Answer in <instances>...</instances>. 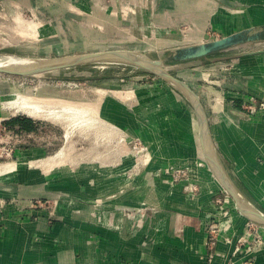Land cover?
I'll list each match as a JSON object with an SVG mask.
<instances>
[{
  "label": "rangeland",
  "instance_id": "1",
  "mask_svg": "<svg viewBox=\"0 0 264 264\" xmlns=\"http://www.w3.org/2000/svg\"><path fill=\"white\" fill-rule=\"evenodd\" d=\"M105 2L107 5L101 6L104 13L99 14L93 6L89 9L86 2L77 4L73 9L65 8L57 2H47L31 9L17 0H0V58L15 54L50 59L81 52L126 49L155 60L163 57L164 50H160L163 46L169 48L184 45L200 37L204 40L220 38L229 31L251 25L253 19L246 12L250 13L248 10L254 8H264V0H183L185 7H200L198 19L193 11L185 8L176 16L169 14L168 24L159 29L156 23L150 24L149 19L155 12H160L162 0H118V8L110 0ZM150 9L154 11L151 12ZM69 11L77 15H70ZM173 29L179 31V34L170 32ZM160 30L170 33L168 37L171 39L165 43L159 41ZM173 36L177 38L173 39ZM255 50H264V44L233 49L224 52L220 57ZM263 53L264 51L261 54ZM210 60L213 62L214 59ZM239 62V59L208 64L194 61L167 68L193 89L197 78L201 77L200 74L215 75L210 79L214 81L211 86L215 92L221 96L227 93L228 100L237 106L242 105L246 112L254 107L255 115L264 107V101H258L251 95H243L242 91L233 86L232 79H223L232 71H237ZM168 86L158 76L123 61L111 62L106 66L87 64L42 76L0 73V112L4 115L0 117V127L6 125L8 130L17 134L15 139H10L3 136L0 130V164H16L13 170L1 174L0 177L10 173L16 175L18 172L31 175L37 168L43 170L45 176L64 172L81 175L79 177L87 176L86 168L105 172L115 169L121 174V179L123 176L129 181L132 178L138 181L145 174L151 181V186L148 187L149 196L158 191L159 185L155 181L158 182L159 179L168 190L177 188L185 197L191 199L208 191L214 195L212 204L218 206L215 218H210L208 229L211 247L216 245L220 232L238 234L234 225L239 223L241 218L238 215L242 214L241 221L245 223L237 236V244L243 253L238 250L236 257L245 258L242 264H256L257 252L264 250V227L255 225L240 212L232 197L221 189L212 173V176L206 173V168L210 169L198 147L194 110L178 90ZM110 92L114 94L109 96ZM15 94L56 98L80 108L89 109V106H94L92 118L89 115L83 116L85 122L94 124L90 125L82 120L78 128H74L75 125L73 127L68 120L34 119L21 112H13L5 106L4 100ZM111 96L120 100L126 108L124 115H118L119 121H116L119 124L103 115L101 101H107ZM205 103L209 101L206 100ZM128 111L135 114L133 120L127 116ZM13 113L24 119L18 128L9 125L10 120L2 119ZM162 115L163 118L160 119ZM32 121L40 124L39 129H34L33 133V127L30 126ZM144 131L149 132L150 140H145ZM31 145L40 149L39 159L26 153L15 157V148ZM209 145L214 149L211 143ZM10 147L13 150L9 151ZM56 153L59 154L56 159L48 160ZM154 169L157 170L156 174L151 173ZM208 177L217 189L204 188L203 181ZM235 184L247 196L241 185L237 182ZM16 201L0 198V209L4 204ZM70 202V195L61 193L54 198H28L23 207L46 208L49 215H55L59 207L63 204L67 206ZM148 209L156 208L138 205L124 211L142 213ZM260 210L264 212L263 209ZM224 219L225 226L222 224ZM221 242L224 245L230 243L228 238ZM210 254L212 253H209L208 258L212 257Z\"/></svg>",
  "mask_w": 264,
  "mask_h": 264
},
{
  "label": "crops",
  "instance_id": "2",
  "mask_svg": "<svg viewBox=\"0 0 264 264\" xmlns=\"http://www.w3.org/2000/svg\"><path fill=\"white\" fill-rule=\"evenodd\" d=\"M17 1L23 3L24 7L28 5L31 9L47 2H57L65 8L73 9L77 4L86 2L89 9L94 7L99 14L104 13L101 6L107 5L105 0ZM110 1L115 8L119 7L118 0ZM185 8L193 11L195 18L198 19L200 7H185L183 0L170 2L162 0L160 12L154 13L149 19L150 24L156 23L161 29L162 25L168 24L169 14L176 16ZM263 10L264 8L248 10L250 13H246L251 20L253 19V24L245 27L264 24ZM69 14L77 15L71 11ZM239 29L242 28L236 30ZM170 32L179 34L176 29ZM168 34L170 33L160 30L161 38L158 40L165 43L171 39ZM175 38L177 36H173V39ZM201 38L184 45L215 39ZM176 46L181 45L169 48L163 46L160 50ZM255 51L260 52L238 55L245 53L241 52L235 57L204 62L208 64V62L239 59L240 65L237 71H232L223 79H232L233 86L242 91L243 95H251L258 101H264V53L261 54L264 50ZM200 76L196 80L194 89L188 85L199 94L207 115L213 144L232 180L241 185L252 203L264 210V107L257 114L247 116L249 114L242 105L237 106L228 100L227 93L221 96L215 92L211 86L214 81L210 80L215 75L203 73ZM109 91L116 90L109 89ZM112 94L114 92H110L109 96ZM112 98L108 97L107 101L105 99L101 101L103 115L119 124L118 115H124L123 111L126 108L120 100ZM206 100L209 103H205ZM241 100L243 101V98ZM159 110L163 111L161 108ZM165 113L164 111L163 115ZM3 116L0 112V117ZM127 116L132 120L135 118V114L129 111ZM2 119L10 120L6 123L17 128L20 123L22 124L21 117L14 113ZM195 121L198 147L201 150L196 118ZM30 126L33 127L31 131L33 133L34 129H39L40 124L32 121ZM9 131L12 134L11 139H15V134L12 130ZM148 134L149 132L144 133L147 141L151 138ZM39 150L34 145L14 149L15 157L26 153L32 158L37 157L36 159H39L41 154ZM34 170L31 175L18 172L16 175L10 173L0 177V198L17 200L16 203L4 204L0 209V264H240L245 260L236 257L238 250L243 253L237 244V236L245 223L241 221L242 214L238 215L241 219L234 226L238 234L233 235L229 231L220 232L216 245L211 247L208 229L210 218H215L218 207L212 204L213 193L207 191L191 199L185 197L177 188L168 190L159 179L158 182L155 181L159 185L158 191L155 189L154 195L149 196L148 187L151 186V181L145 177V174L139 177L138 181L134 178L129 181L126 180L127 177L122 176L121 179V174L115 169L105 172L86 168V177L64 172L49 173L45 176L46 173L43 174L40 168ZM156 172L157 170L154 169L151 173L156 174ZM206 173L213 175L207 168ZM203 184L205 189H217L209 177L203 181ZM220 187L223 188L221 185ZM61 193L70 195L72 202L67 206L63 204L64 206L59 207L55 215H49L46 208L24 209L23 207L24 201L28 198H54ZM73 201L77 204H73ZM138 205H147L156 209L144 210L142 213H125L124 210H130ZM226 238L230 243L224 245L221 241ZM209 253H212L211 258H208ZM256 264H264V250L257 252Z\"/></svg>",
  "mask_w": 264,
  "mask_h": 264
},
{
  "label": "water",
  "instance_id": "3",
  "mask_svg": "<svg viewBox=\"0 0 264 264\" xmlns=\"http://www.w3.org/2000/svg\"><path fill=\"white\" fill-rule=\"evenodd\" d=\"M257 44H264V24L245 27L223 35L220 38L176 46L164 50L163 57L155 60L148 59L136 51L126 49L87 52L50 59L11 54L22 59L26 58V60H29L30 62H21L14 66L0 64V73L16 76H42L47 73H53L87 64L106 66L111 62L123 61L158 76L172 88L178 90L194 110L199 127V140L202 155L214 177L223 189L232 197L237 204L239 211L245 214V216L255 225L264 227V212L252 203L249 198L243 194L239 187L236 186L235 182L229 175L225 163L222 161L213 144L209 132L207 115L203 104L201 103L199 94L196 93L185 81L169 72L168 69L175 65L194 61L224 59L238 55L258 53L260 51H251L238 55L235 54L227 57H220L224 52ZM247 116H250V114ZM209 142L213 145L216 151L217 160H213L210 155ZM246 202L253 205L254 209L250 208Z\"/></svg>",
  "mask_w": 264,
  "mask_h": 264
},
{
  "label": "bare ground",
  "instance_id": "4",
  "mask_svg": "<svg viewBox=\"0 0 264 264\" xmlns=\"http://www.w3.org/2000/svg\"><path fill=\"white\" fill-rule=\"evenodd\" d=\"M21 62H30V61L26 60V58L22 59L20 57H16L13 55H8L6 57L0 58V64L5 65V66H14V65H17ZM4 104L7 108L12 109L13 112H21V113H24L27 116L34 118V119L43 118V119H50L52 121H60L61 119L68 120L71 122L73 127L75 125L74 128H76V126L78 128V126H79L78 124H81L82 120L84 121L83 116L89 115L91 117L93 115L94 110H95L94 106H89V109L88 108H80V107L75 106V105H68L65 101H62V100H59L56 98L31 97V96H24L21 94H15V95L10 96L9 99L4 100ZM86 117H88V116H86ZM86 117H85V119H86ZM91 118H90V121L92 123L93 121ZM80 120H81V122L79 123L78 121H80ZM94 120L96 121V118H94ZM76 122H78V123L76 124ZM84 123H88V122L84 121ZM88 124H90V123H88ZM93 124L94 123H92L90 125H93ZM71 129H73V128H71ZM209 144H210V142L208 143V145ZM209 152H210V155L212 156L213 160H217L216 151H215V149H211L210 145H209ZM58 155L59 154L56 153V155L50 156L48 158V160H54V159H56V157ZM49 163H50V161H49ZM15 165L16 164L14 162L0 164V175L13 170ZM246 204L250 208L254 209V207L252 205H250L249 203L246 202ZM225 222H226L225 219L222 220L223 225Z\"/></svg>",
  "mask_w": 264,
  "mask_h": 264
},
{
  "label": "built area",
  "instance_id": "5",
  "mask_svg": "<svg viewBox=\"0 0 264 264\" xmlns=\"http://www.w3.org/2000/svg\"><path fill=\"white\" fill-rule=\"evenodd\" d=\"M254 110H255L254 107H252V108L250 107L249 110H248V114L254 115L253 114ZM0 130L2 131V135L3 136H5L6 138H10L11 139L12 134H11V132L4 125H2L0 127ZM16 136H17V134L14 135L15 138H16ZM8 149H9V151H11V148H8Z\"/></svg>",
  "mask_w": 264,
  "mask_h": 264
},
{
  "label": "trees",
  "instance_id": "6",
  "mask_svg": "<svg viewBox=\"0 0 264 264\" xmlns=\"http://www.w3.org/2000/svg\"><path fill=\"white\" fill-rule=\"evenodd\" d=\"M21 121L23 122L24 121V119L23 118H21ZM22 128V127H21Z\"/></svg>",
  "mask_w": 264,
  "mask_h": 264
}]
</instances>
